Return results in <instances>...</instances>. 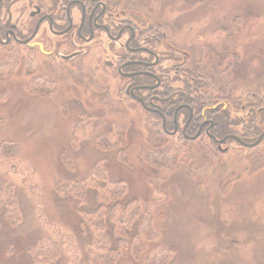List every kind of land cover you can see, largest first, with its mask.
<instances>
[{
  "label": "rangeland",
  "instance_id": "rangeland-1",
  "mask_svg": "<svg viewBox=\"0 0 264 264\" xmlns=\"http://www.w3.org/2000/svg\"><path fill=\"white\" fill-rule=\"evenodd\" d=\"M121 2L128 12L170 28L174 45L189 53V66L204 74L201 96L227 100L223 107L231 120L238 121L229 131L240 132L246 141L256 140L259 134L249 138L254 118L264 132V112L259 114L258 105H253L264 99V0ZM24 58L20 48L0 47V182L16 186L24 217L15 229L6 223L1 228L4 220H0V264H32L26 253L33 245L51 256L53 246L57 251L60 246H70L72 241L64 244L61 235L74 230L76 204L57 194V181H78L103 161L113 179L130 185L128 197L146 210L153 193L148 178L157 174L140 154L146 132L138 127L146 112L133 102L119 100L115 86H108L102 75L93 81L85 71L82 79L61 78L64 81L59 87L55 78L40 74L46 68L35 71L36 66L26 65ZM4 71L16 74L7 77L2 75ZM38 79L53 87L54 93L36 96L28 92ZM183 87L177 82L173 90ZM84 88L107 94L99 99L117 104V109H107L111 115L104 111L109 119L104 127L95 116L101 114V106L84 94ZM81 108L84 115L79 113ZM115 117L133 124L126 148L129 166L117 160L116 151L102 153L92 137L96 132L113 137L110 122ZM185 120L182 116L180 122ZM248 121L249 128L242 131V123ZM169 137L168 144L189 158L162 185L170 198L155 212L156 229L147 233L151 238L143 244L146 251L135 260L128 255L118 264H143L149 254L156 261L166 254L165 264H264V140L252 149L229 142L223 145L228 149L224 153L206 136L197 141H185L181 134ZM16 145L22 147L18 160L12 153ZM62 150L75 151L74 172L64 167ZM24 181L39 190L44 213L39 211V193H31ZM7 238L12 239L11 254H6ZM62 255L58 264L74 263L68 254Z\"/></svg>",
  "mask_w": 264,
  "mask_h": 264
},
{
  "label": "flooded vegetation",
  "instance_id": "flooded-vegetation-1",
  "mask_svg": "<svg viewBox=\"0 0 264 264\" xmlns=\"http://www.w3.org/2000/svg\"><path fill=\"white\" fill-rule=\"evenodd\" d=\"M174 44L168 26L128 12L121 0H0V47L20 48L26 65L36 66L35 71L46 68L40 72L45 78L61 84V78L82 79L85 71L93 81L102 75L108 86H115L118 99L133 102L158 120L168 136L181 134L185 141L206 136L224 153L229 142L246 149L259 146L264 139L255 147L243 145L264 133L256 120L252 118L249 135L252 139L259 134L256 140L229 131L238 121L223 107L227 100L201 96L204 74L191 68L189 53ZM177 82L184 87L174 91ZM253 105L259 114L264 112V99ZM221 118L224 132L219 131ZM242 126V131L248 129L249 121Z\"/></svg>",
  "mask_w": 264,
  "mask_h": 264
},
{
  "label": "trees",
  "instance_id": "trees-1",
  "mask_svg": "<svg viewBox=\"0 0 264 264\" xmlns=\"http://www.w3.org/2000/svg\"><path fill=\"white\" fill-rule=\"evenodd\" d=\"M14 74L16 72L4 71L2 75L8 77ZM36 81L39 83L29 86L28 92L31 90L36 96H47L54 93L53 87H47V84L39 79ZM58 83L61 87L60 82ZM55 87L58 88V84H55ZM83 92L86 96L94 98V101L101 106V114L95 116L102 120L99 121L101 122L99 126L104 127L107 125L106 121L109 120H107L105 112L108 113V108L117 109V104H113L110 100L106 102L99 99L105 98L108 96L107 94L99 92L97 95L86 88L83 89ZM79 113L84 115L86 112L81 108ZM123 115L126 116V114ZM125 120L124 117H115L114 120H111L113 137H110V134H96L97 132L92 137H95L94 142L102 153L116 151L117 160L125 166H129L130 157L126 148L130 128L133 127V124ZM143 120L138 128L140 131L146 132L144 135L146 139L145 145L140 148V154L146 164L157 172L156 175L148 178V185L153 190L149 207L143 210L137 201H132L128 197L131 190L130 185L124 180L113 179L103 161L97 163L89 174L78 181H57L54 185L57 194L63 199L72 198L76 204L74 230L71 228V233H62L61 235L64 244L67 241H72L69 247H73V249L66 246L67 251L63 253L62 248H66L64 245L59 247V251H57V246H53L51 256L43 252L37 245L30 246L26 254L32 264H58L63 258L62 254H68L70 262L74 261L70 264H118L128 255L134 260L143 255L146 251L143 244L146 243L147 238H151L147 233L155 232L154 229H156L154 227L155 212L161 205L167 204L170 198L163 190L162 185L177 170L184 168L186 160L189 158L184 151L168 144L167 139L170 137L164 133L158 120L149 116L146 118V115H143ZM220 122L219 131L224 132L227 126L224 119L221 118ZM258 130V128L255 129V132ZM4 150L5 148L1 150L2 156ZM21 152L22 147L16 145L12 151L15 160L21 157ZM73 152L61 151L62 163L70 172L76 170V164L72 157ZM8 182H0V192L4 193L3 196H0V220H4L1 228L7 224L11 229H15L24 217L16 186ZM26 184L31 193H39V211L41 209L44 213L39 190L35 191L32 185L24 181L23 185L26 186ZM11 240L7 238L5 241L6 254L13 252ZM160 256L163 260L156 261L153 255L149 254L143 260V264H165L167 255L161 254Z\"/></svg>",
  "mask_w": 264,
  "mask_h": 264
},
{
  "label": "water",
  "instance_id": "water-1",
  "mask_svg": "<svg viewBox=\"0 0 264 264\" xmlns=\"http://www.w3.org/2000/svg\"><path fill=\"white\" fill-rule=\"evenodd\" d=\"M199 135H196L195 137H193V139H196L197 137H198ZM264 139V133L258 138V140L255 142V143H253V144H243L245 147H255V146H257L258 144H260V142L262 141ZM226 140H223V141H221L220 143H223V142H225Z\"/></svg>",
  "mask_w": 264,
  "mask_h": 264
}]
</instances>
